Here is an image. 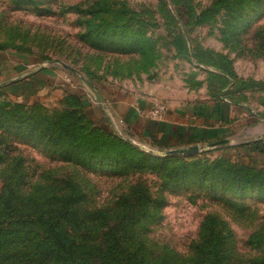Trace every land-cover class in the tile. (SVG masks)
<instances>
[{
	"label": "rangeland",
	"instance_id": "rangeland-1",
	"mask_svg": "<svg viewBox=\"0 0 264 264\" xmlns=\"http://www.w3.org/2000/svg\"><path fill=\"white\" fill-rule=\"evenodd\" d=\"M0 51L48 89L0 84V264H264L263 164L160 154L82 101L227 100L264 126V0H0Z\"/></svg>",
	"mask_w": 264,
	"mask_h": 264
},
{
	"label": "crops",
	"instance_id": "crops-1",
	"mask_svg": "<svg viewBox=\"0 0 264 264\" xmlns=\"http://www.w3.org/2000/svg\"><path fill=\"white\" fill-rule=\"evenodd\" d=\"M19 60L10 58L8 52L0 51V84L14 95L17 90L18 93L23 92L22 89L27 86L30 94H39L40 90L48 92L44 85L41 84V87L33 82L38 79L36 74H41L44 68L38 67L24 74L23 64H17ZM16 72L21 74L12 76ZM14 77L16 81H11ZM97 99L98 104L94 105L90 102L87 105L88 100L85 98L82 100L96 120L106 123V116L109 113L112 115L113 110L132 131L141 134L146 142L157 148L206 145L228 139L225 147L237 153L241 160L264 165V126L257 122L253 112L246 107L242 108L227 100L194 103L167 108L161 119H155L149 115V111L157 102L150 99L116 93L108 97L99 95ZM108 105L111 111L104 108Z\"/></svg>",
	"mask_w": 264,
	"mask_h": 264
},
{
	"label": "water",
	"instance_id": "water-1",
	"mask_svg": "<svg viewBox=\"0 0 264 264\" xmlns=\"http://www.w3.org/2000/svg\"><path fill=\"white\" fill-rule=\"evenodd\" d=\"M62 66H64L65 68H67L68 70H70L72 73L74 74H78V71L74 68H72L71 66H69L68 64L64 63V62H59ZM43 66H41L40 68H42ZM17 78L12 79L11 81H16ZM90 88L95 92L96 96L99 97V94L97 93V91L94 89V87L89 84ZM228 139H221L215 142H211L208 143L206 146H202V145H190V146H185V147H178V148H169L166 150H163L162 152H159L160 154L163 155H171V154H191V153H196L199 152L200 150L204 149V148H212L218 145H224L228 143Z\"/></svg>",
	"mask_w": 264,
	"mask_h": 264
},
{
	"label": "built area",
	"instance_id": "built-area-1",
	"mask_svg": "<svg viewBox=\"0 0 264 264\" xmlns=\"http://www.w3.org/2000/svg\"><path fill=\"white\" fill-rule=\"evenodd\" d=\"M164 112H165V107L156 104L153 108L150 109L149 115L152 118L161 119L163 117Z\"/></svg>",
	"mask_w": 264,
	"mask_h": 264
},
{
	"label": "trees",
	"instance_id": "trees-1",
	"mask_svg": "<svg viewBox=\"0 0 264 264\" xmlns=\"http://www.w3.org/2000/svg\"><path fill=\"white\" fill-rule=\"evenodd\" d=\"M84 104H85V103H84ZM87 105H89V102H88V101H87ZM87 105H86V106H87ZM89 115H90V116H89ZM89 115H88V117L90 118V120H91L93 123H95L96 125H98L100 128L106 129V124L103 123V121H100V120H98V119H97V120H98V121H97L96 119H94V118H93V115H94L93 113H92V114H89ZM105 121H106V119H105Z\"/></svg>",
	"mask_w": 264,
	"mask_h": 264
}]
</instances>
